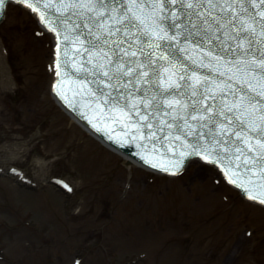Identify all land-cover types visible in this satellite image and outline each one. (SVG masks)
Segmentation results:
<instances>
[{"label": "rangeland", "instance_id": "374dc122", "mask_svg": "<svg viewBox=\"0 0 264 264\" xmlns=\"http://www.w3.org/2000/svg\"><path fill=\"white\" fill-rule=\"evenodd\" d=\"M36 29L13 6L0 25V166L43 184L64 177L76 194L21 190L4 173L0 220L17 226L10 209L33 220L0 229V264H72L78 252L81 264H264V209L197 163L176 179L129 168L56 105L46 91L51 43Z\"/></svg>", "mask_w": 264, "mask_h": 264}, {"label": "water", "instance_id": "95a60500", "mask_svg": "<svg viewBox=\"0 0 264 264\" xmlns=\"http://www.w3.org/2000/svg\"><path fill=\"white\" fill-rule=\"evenodd\" d=\"M48 4L51 6L54 5L53 0H49ZM62 4L63 5H69L68 2H63ZM141 5H143V4H140L139 6H141ZM141 9H144V8L141 7ZM60 33H61L62 37H63L62 33H64L66 38L69 39L67 41H71L70 43L73 42L72 39L77 40V37L74 36V33L67 31V34H66V32H63V29L60 30ZM83 41L85 42V40L80 38L79 43L81 44ZM68 44H69V42H68ZM105 50L108 51V48H106ZM101 54L102 55L104 54L103 49L101 50ZM95 61H96V58L93 57V55H90L89 58H86L84 61H82V63L84 65L88 64V65L94 67ZM131 61L133 63H139L140 59H139V57L133 58V60L131 59ZM76 63H77V65H79V62L77 59H76ZM74 68L78 69V68H80V66L74 67ZM81 69H82V67H81ZM96 72H98V70H96ZM93 73L94 72L87 70V74L92 75ZM94 77L95 76L92 75V77H89L91 79H87L86 81H83V80L80 81V87L84 89L82 91L84 94V97H86V99H88L86 102L78 99L80 97L79 95H82L81 93H77L78 95H76L74 91L70 92V94H71L70 97H71V101H72L73 105H75L78 109H80L81 112L88 114L89 121L91 123H93L97 127H101V126H103L104 128L107 127V129L109 131H112L111 133H113L114 138L121 139L123 133H125V134L132 133L133 130H136V128H137L134 125V121L132 119H130L132 112L128 111L129 113L128 112H126V114L121 113V114H119L118 117H114L115 116V114L113 113L114 110H112L108 106V104H105L104 102L99 101V100L95 101V98H93V99L89 98L90 93H91V88L93 86H95L93 83H91V80L94 79ZM99 79L103 80L102 77ZM49 82H50V75H49L47 89H46V91L48 93H49ZM198 83L199 82H197V84ZM184 84H185V81L182 79V76L173 77L167 81L166 87L164 88V91H163V94H169V95L167 96L168 97L167 99L163 100V105H160L161 110H158V112H159V118L161 120H169V119L170 120H177L178 122L183 124V126L185 128H181L176 134H174L173 132L167 133L166 129L160 128V127H158V125H157V127H155V126L153 127V125H151L150 123L149 124L147 123L145 128L149 129V127H153V131L152 130L148 131L145 128H143V129H145L143 131L139 130L138 137L135 138V140H133V143L130 144V146H129L130 150L135 151L139 156H141L142 158H144L148 161H153V162H156V163L161 164V165L169 162L170 158L173 156L174 152L179 147H181V149L183 148V150H185V151H189V153L191 155L193 153H195V155H193V156L198 155V152H199L198 149L197 148L193 149L194 147L192 145V142L189 140L193 139V135H197L196 134L197 127L203 126V124H205L204 123L205 120L202 119L203 118L202 111L204 112V114H206V110H205V106L203 104L199 107L196 105V103L194 101H192V99L188 100V98H187L188 91L183 86ZM180 88H183L182 92H181ZM49 95H50V93H49ZM192 97H193V95H192ZM91 103H94V104L91 105L90 108H87L88 106H90ZM189 104H193L194 106L190 107ZM230 105H231V103H229L227 105V107L230 108ZM233 108L235 109V107H233ZM173 109H176V110H173ZM234 109L233 110L228 109V111H230V112L234 111L235 112ZM201 113H202V115H201ZM98 117H99V119H97ZM72 119L75 120L74 118H72ZM103 119H105V120L109 119L110 123L108 126H106ZM146 119H147V117L142 118L143 121H145ZM160 123L163 124V122H160ZM201 123H203V124H201ZM206 123L208 124L209 121L207 120ZM110 125L113 127V129L109 128ZM210 125H212V124H210ZM167 134H168V136H167ZM226 136H228V135H226ZM130 137H132V134L129 135V138ZM161 140H164V141H161ZM263 140L264 139L260 140V142H263ZM127 141L128 140H126L125 142H127ZM222 146L219 144L216 145L215 142H211V140L209 141V139L206 137L203 139V143L201 144V147H202L201 149L206 150L207 152H211V153L214 152L215 155H218V156L220 155V157H223L224 159L226 158V160H229V161H231L233 159L232 154L236 155L235 157H237V156L241 157V154L239 153L238 150L236 151V154H235V152H229L228 153V152H225L227 149L221 148ZM260 146H261V148L263 147L262 145H260ZM217 148H221L220 149L221 153H219ZM246 150H248V149H246ZM251 151H253V149H251ZM205 156L210 157L209 155H205ZM224 159H223V161H225ZM251 162H252V160L250 159L249 163H251ZM195 163L201 165L198 162H191L189 164L188 168H190ZM234 163H237L236 159H235ZM249 163H247V165ZM201 166H203L206 169L213 172V170L211 168L204 166V165H201ZM246 170L247 169L244 168V172H246ZM262 170L263 171L261 173H256L255 175H256V178L264 184V177H263L264 169H262ZM248 173H250V172H248ZM160 178H162V177H160ZM230 191L238 199H241L235 191H233L231 189H230Z\"/></svg>", "mask_w": 264, "mask_h": 264}, {"label": "snow or ice", "instance_id": "6c2138e0", "mask_svg": "<svg viewBox=\"0 0 264 264\" xmlns=\"http://www.w3.org/2000/svg\"><path fill=\"white\" fill-rule=\"evenodd\" d=\"M9 2V0H0V15L3 14V9H4V5ZM11 2H21V0H11ZM24 2L27 3V6L29 8H32L33 11H35V7L33 6V4L31 2H28V0H24ZM39 2V0H37V3ZM97 3L99 4H103L105 3V0H96ZM164 2H167V0H164ZM261 3H264V0H261ZM47 6V5H46ZM193 5L189 4L188 7H192ZM39 35V33H37ZM55 86V85H54ZM257 95H260L259 93H257ZM253 101L250 99L249 100V105L252 106L253 105ZM256 113H259L261 118L264 119V110L260 109V108H256L254 110ZM241 123H243V121H241ZM251 131V129H250ZM256 131L262 135H264V127H261V128H256ZM249 151H251V149H249ZM214 153H207V155H212ZM192 155H195V153H193ZM210 163L212 161H209ZM231 183H236V186L237 187H242V185L237 181V180H230ZM70 190V189H69ZM250 198H254V197H251ZM262 203H264V201H262Z\"/></svg>", "mask_w": 264, "mask_h": 264}, {"label": "bare ground", "instance_id": "6f19581e", "mask_svg": "<svg viewBox=\"0 0 264 264\" xmlns=\"http://www.w3.org/2000/svg\"><path fill=\"white\" fill-rule=\"evenodd\" d=\"M73 121H75V120H73ZM129 163H130L131 165L135 166L133 162L129 161Z\"/></svg>", "mask_w": 264, "mask_h": 264}]
</instances>
